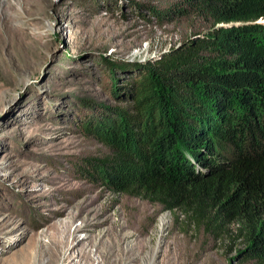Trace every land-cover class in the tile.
<instances>
[{"label":"rangeland","instance_id":"rangeland-1","mask_svg":"<svg viewBox=\"0 0 264 264\" xmlns=\"http://www.w3.org/2000/svg\"><path fill=\"white\" fill-rule=\"evenodd\" d=\"M182 2L0 0V264L253 263L241 240L86 173L112 152L82 122L126 104L138 76L106 61L148 64L209 33L172 13Z\"/></svg>","mask_w":264,"mask_h":264},{"label":"trees","instance_id":"trees-1","mask_svg":"<svg viewBox=\"0 0 264 264\" xmlns=\"http://www.w3.org/2000/svg\"><path fill=\"white\" fill-rule=\"evenodd\" d=\"M182 5L172 13L202 17L209 33L148 64L106 61L138 76L126 104L82 122L112 152L86 173L241 240L252 264H264V0Z\"/></svg>","mask_w":264,"mask_h":264},{"label":"bare ground","instance_id":"bare-ground-1","mask_svg":"<svg viewBox=\"0 0 264 264\" xmlns=\"http://www.w3.org/2000/svg\"><path fill=\"white\" fill-rule=\"evenodd\" d=\"M168 218H169L168 216H162L161 217V219H160V229H162L164 227V225L167 222ZM68 261H69V264H73L74 263L73 257L70 256Z\"/></svg>","mask_w":264,"mask_h":264},{"label":"water","instance_id":"water-1","mask_svg":"<svg viewBox=\"0 0 264 264\" xmlns=\"http://www.w3.org/2000/svg\"><path fill=\"white\" fill-rule=\"evenodd\" d=\"M259 23H264V20L260 19L259 20ZM239 23H236V25H238ZM231 25H234V24H222L220 26H223V27H227V26H231Z\"/></svg>","mask_w":264,"mask_h":264}]
</instances>
